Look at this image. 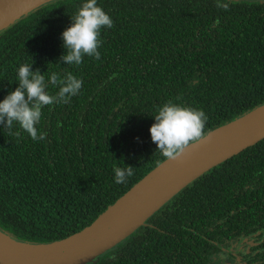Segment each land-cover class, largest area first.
Listing matches in <instances>:
<instances>
[{"label": "trees", "instance_id": "1", "mask_svg": "<svg viewBox=\"0 0 264 264\" xmlns=\"http://www.w3.org/2000/svg\"><path fill=\"white\" fill-rule=\"evenodd\" d=\"M84 2L46 0L0 29V101L26 63L83 81L67 104L42 109L46 139L0 125V231L19 243L78 232L167 160L149 128L168 101L203 110L205 135L264 104V0H219L227 10L218 0H97L113 20L100 59L67 65L62 32ZM126 166L134 175L115 183L114 168ZM227 251L264 264V137L84 264H238Z\"/></svg>", "mask_w": 264, "mask_h": 264}, {"label": "water", "instance_id": "2", "mask_svg": "<svg viewBox=\"0 0 264 264\" xmlns=\"http://www.w3.org/2000/svg\"><path fill=\"white\" fill-rule=\"evenodd\" d=\"M46 0H0V29ZM264 137V104L209 132L175 160L167 159L123 194L91 224L61 240L0 246V264H84L111 248L151 212L203 171ZM229 255L242 264L233 252Z\"/></svg>", "mask_w": 264, "mask_h": 264}, {"label": "clouds", "instance_id": "3", "mask_svg": "<svg viewBox=\"0 0 264 264\" xmlns=\"http://www.w3.org/2000/svg\"><path fill=\"white\" fill-rule=\"evenodd\" d=\"M217 7L227 10V4L217 2ZM72 24L62 32L66 54L60 61L67 65H80L85 56L100 59L98 48L102 28H112L113 20L97 4V0H86L71 18ZM82 79L72 72L61 76L51 72L47 78L39 69L32 70V64H22L18 69V87L0 101V125L9 136L22 139L21 130L27 132L34 141L46 139L47 133L36 127L42 116V109L53 104H67L71 97L82 88ZM58 88L55 95L48 91L49 86ZM207 116L203 110L181 106L168 101L159 107L154 123L149 128L151 140L157 150L171 160L181 156L191 144L205 138L204 127ZM19 125V130L14 126ZM115 183L127 182L134 175L133 167H115Z\"/></svg>", "mask_w": 264, "mask_h": 264}, {"label": "bare ground", "instance_id": "4", "mask_svg": "<svg viewBox=\"0 0 264 264\" xmlns=\"http://www.w3.org/2000/svg\"><path fill=\"white\" fill-rule=\"evenodd\" d=\"M0 246L7 249V250H11V251H15L18 250L19 245L13 243L12 241H10L5 235H3L2 233H0Z\"/></svg>", "mask_w": 264, "mask_h": 264}, {"label": "rangeland", "instance_id": "5", "mask_svg": "<svg viewBox=\"0 0 264 264\" xmlns=\"http://www.w3.org/2000/svg\"><path fill=\"white\" fill-rule=\"evenodd\" d=\"M229 252H230V251H229ZM223 255H224V254H223ZM223 255H222V254L219 255V258H218V259H219V260H220V259H223V261H226V263H231L230 259H229L226 255H224V257H225V258L227 257L228 259H227V258H226L227 260L224 259ZM88 262H89V261H88Z\"/></svg>", "mask_w": 264, "mask_h": 264}]
</instances>
